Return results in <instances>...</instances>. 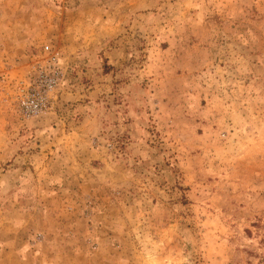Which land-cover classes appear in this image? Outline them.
Returning <instances> with one entry per match:
<instances>
[{"label": "rangeland", "instance_id": "1", "mask_svg": "<svg viewBox=\"0 0 264 264\" xmlns=\"http://www.w3.org/2000/svg\"><path fill=\"white\" fill-rule=\"evenodd\" d=\"M0 64V264H264V0H0Z\"/></svg>", "mask_w": 264, "mask_h": 264}, {"label": "built area", "instance_id": "2", "mask_svg": "<svg viewBox=\"0 0 264 264\" xmlns=\"http://www.w3.org/2000/svg\"><path fill=\"white\" fill-rule=\"evenodd\" d=\"M34 56L27 70L11 79L5 90V101L15 105L21 118L34 117L44 111L58 85V53L44 44ZM1 69L0 64V76L4 80L6 75Z\"/></svg>", "mask_w": 264, "mask_h": 264}]
</instances>
